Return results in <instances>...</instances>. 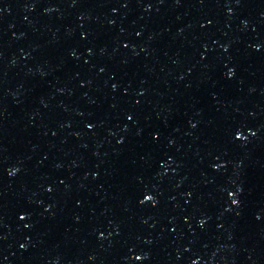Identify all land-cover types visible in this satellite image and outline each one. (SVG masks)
<instances>
[{
	"label": "water",
	"instance_id": "1",
	"mask_svg": "<svg viewBox=\"0 0 264 264\" xmlns=\"http://www.w3.org/2000/svg\"><path fill=\"white\" fill-rule=\"evenodd\" d=\"M0 264H264V0H0Z\"/></svg>",
	"mask_w": 264,
	"mask_h": 264
},
{
	"label": "snow or ice",
	"instance_id": "2",
	"mask_svg": "<svg viewBox=\"0 0 264 264\" xmlns=\"http://www.w3.org/2000/svg\"><path fill=\"white\" fill-rule=\"evenodd\" d=\"M225 50H227V49H225ZM257 50H259V49H257ZM228 75L231 76V75H233V73L230 72ZM141 95H143V93H141ZM127 118H128L129 121H131V120L133 119V117H132L131 115H129ZM89 127H91V125H90ZM193 127H195V125H193ZM251 134H252L253 136L256 135L255 132H253V133H251ZM236 139L239 140V139H241V137H240V136H236ZM120 142L123 143V141H120ZM15 174H16L15 172H9V175H10V176H14ZM48 191L51 192L52 189H48ZM229 196L231 197V196H232V193H229ZM152 200H153V197H151V196H146V197L144 198V200L141 201V203L151 202ZM237 203H238L237 200L233 198V199H232V204H233V205H236ZM19 219H20L21 221H24V220L26 219V217H25V215H20V216H19ZM257 219H259V217H257ZM202 226H203V225H202ZM25 227H29V225H28V224H25ZM21 247L23 248V245H21ZM136 259H137V260H140V259H142V257H141V256H137Z\"/></svg>",
	"mask_w": 264,
	"mask_h": 264
}]
</instances>
